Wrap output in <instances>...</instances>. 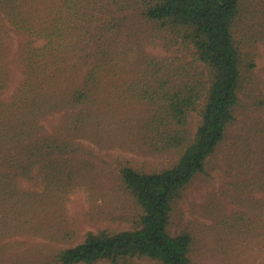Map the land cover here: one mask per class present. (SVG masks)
Instances as JSON below:
<instances>
[{"label": "trees", "instance_id": "obj_1", "mask_svg": "<svg viewBox=\"0 0 264 264\" xmlns=\"http://www.w3.org/2000/svg\"><path fill=\"white\" fill-rule=\"evenodd\" d=\"M243 9V0H0V264H193L190 232L171 233L169 218L185 186L229 144L244 81L253 79L254 59L235 35ZM152 38L169 54L145 51ZM15 39L21 79L4 98ZM108 92L143 106L139 133L153 151L178 155L160 168L121 167L140 209L136 225L87 230L24 262L17 236L53 233L43 222L73 186L78 134L111 119ZM56 112L60 123L47 132L42 119ZM235 139L229 145L241 147ZM258 163L250 186L261 190Z\"/></svg>", "mask_w": 264, "mask_h": 264}, {"label": "rangeland", "instance_id": "obj_2", "mask_svg": "<svg viewBox=\"0 0 264 264\" xmlns=\"http://www.w3.org/2000/svg\"><path fill=\"white\" fill-rule=\"evenodd\" d=\"M243 1L235 35L241 49L251 53L255 65L253 79L244 81L243 104L227 138L229 144L234 137V141L243 143L241 147L230 146L226 141L222 144L210 157L205 172L197 174L182 190L169 218L171 233L190 232L193 264H264V189L250 186L258 162L264 165V0ZM18 43L15 39L8 60L13 77L4 98L11 95L21 79L20 70L12 63ZM143 47L157 56L169 54L156 38ZM255 79L260 82H254ZM110 93L105 94V102L110 106L111 119L104 122L101 130L86 129L78 134L80 150L73 186L62 209L56 213L52 207L43 222L53 233L44 231L46 237L17 236L25 241L16 252L24 262L53 252L63 244L75 243L87 230H121L136 225L140 209L121 180V167L131 164L149 170L167 166L176 159L177 151H153L139 133L141 118L145 117L143 106L115 101L108 97ZM60 118L59 112L45 116L42 124L46 131L52 133ZM188 121L193 131L197 123L195 113ZM138 262L159 264L149 260Z\"/></svg>", "mask_w": 264, "mask_h": 264}]
</instances>
